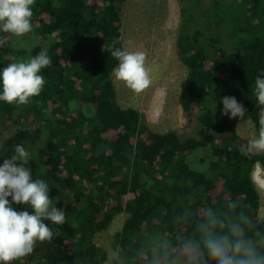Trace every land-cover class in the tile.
Returning a JSON list of instances; mask_svg holds the SVG:
<instances>
[{
    "label": "trees",
    "instance_id": "16d2710c",
    "mask_svg": "<svg viewBox=\"0 0 264 264\" xmlns=\"http://www.w3.org/2000/svg\"><path fill=\"white\" fill-rule=\"evenodd\" d=\"M126 1L34 0L32 30L0 34L7 38L0 67L42 49L51 60L41 70L39 95L20 105L0 102V127L19 126L1 147L0 161L24 143L33 153L28 166L49 182L66 217L62 225L46 221L53 238L44 255L11 264H101L107 253L94 237L120 213L128 215L114 241L122 264H185L180 245L198 236L207 208L227 212L228 219L243 212L252 221L247 234L264 233L253 180L256 165L264 168V152H240L248 141L238 134L241 120L221 116L219 103L235 97L246 110L242 120L258 131L264 111L253 89L264 71V0H180L189 4L182 9L188 29L176 44L188 70L179 97L195 125L188 134L154 132L140 111L117 103L112 70L118 61L111 52L124 49ZM164 244L167 255H161Z\"/></svg>",
    "mask_w": 264,
    "mask_h": 264
},
{
    "label": "clouds",
    "instance_id": "9594fccd",
    "mask_svg": "<svg viewBox=\"0 0 264 264\" xmlns=\"http://www.w3.org/2000/svg\"><path fill=\"white\" fill-rule=\"evenodd\" d=\"M33 4L34 0H0V34L20 37L29 33ZM6 45L7 38L0 35V48ZM111 55L118 61L112 70L115 80L135 93L151 85L142 51L115 48ZM50 63L47 50L42 49L35 56L0 67V102L20 105L39 95L45 84L41 70ZM253 95L264 111V71L255 76ZM219 103L221 116L245 118L246 110L235 97L224 96ZM212 107L216 111L217 104ZM240 152H264V119H260L254 138L241 145ZM32 158V151L24 143H17L13 153L0 161V264H11L31 254L38 242L51 241L53 231L46 221L62 225L66 220L64 211L54 205L49 195V182L40 178L42 174L34 175L28 166ZM16 205L23 207L18 209ZM228 207L235 208L236 202L229 200ZM251 225L243 212L228 219L227 212L221 215L207 208L196 224L198 236L184 240L179 252L186 258L185 264H207V260L212 264H264V233L249 236L246 229ZM162 247L161 255H167L168 246ZM152 264H159V260L154 259Z\"/></svg>",
    "mask_w": 264,
    "mask_h": 264
},
{
    "label": "rangeland",
    "instance_id": "374dc122",
    "mask_svg": "<svg viewBox=\"0 0 264 264\" xmlns=\"http://www.w3.org/2000/svg\"><path fill=\"white\" fill-rule=\"evenodd\" d=\"M187 2L180 0H127L122 7L124 50L142 51L145 67L152 83L140 93H135L113 77L117 103L122 108H134L141 112L148 126L158 133L177 131L192 133L195 125L183 115L179 97L185 87L188 70L177 55L178 37L188 27L182 17ZM19 128L17 124L0 127V149ZM238 134L247 140L256 131L251 121L241 120ZM253 180L261 197L260 219H264V168L257 165ZM128 215L115 216L106 231L95 235L94 242L103 248L106 260L101 264H122L115 248V236L121 230ZM48 242V241H47ZM47 242H38L27 257H41L47 252Z\"/></svg>",
    "mask_w": 264,
    "mask_h": 264
},
{
    "label": "crops",
    "instance_id": "0c3cea01",
    "mask_svg": "<svg viewBox=\"0 0 264 264\" xmlns=\"http://www.w3.org/2000/svg\"><path fill=\"white\" fill-rule=\"evenodd\" d=\"M257 166V165H256Z\"/></svg>",
    "mask_w": 264,
    "mask_h": 264
}]
</instances>
